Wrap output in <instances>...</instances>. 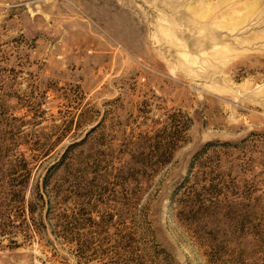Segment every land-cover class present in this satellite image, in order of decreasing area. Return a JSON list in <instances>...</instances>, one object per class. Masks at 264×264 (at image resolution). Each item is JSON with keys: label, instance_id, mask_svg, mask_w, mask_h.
I'll use <instances>...</instances> for the list:
<instances>
[{"label": "rangeland", "instance_id": "obj_1", "mask_svg": "<svg viewBox=\"0 0 264 264\" xmlns=\"http://www.w3.org/2000/svg\"><path fill=\"white\" fill-rule=\"evenodd\" d=\"M135 187L169 264H264V0H0V264H115L80 243L133 228ZM86 193L98 222L60 228Z\"/></svg>", "mask_w": 264, "mask_h": 264}, {"label": "trees", "instance_id": "obj_2", "mask_svg": "<svg viewBox=\"0 0 264 264\" xmlns=\"http://www.w3.org/2000/svg\"><path fill=\"white\" fill-rule=\"evenodd\" d=\"M181 126L175 127L174 131L169 133L168 135H164L162 142L158 141L157 145L159 146L161 143L164 147L167 149H170L171 147H174V145L180 141L181 134L183 131L187 130V123L183 125L182 128H179ZM166 158L168 157L167 154H164ZM22 163L19 165V170L21 172H25L27 174H22L20 180L15 184L17 187H15L14 193L16 192V196L18 200L13 199L16 203H18L19 206H21V211L24 215L26 214L25 219L35 224V229L38 232V226H41L42 229H46L47 221L51 220L53 217H51V213H47L45 208L46 206L48 209L52 207L51 204H53L54 200L51 197H55L53 193L49 192L46 189L47 183L44 181L42 184L39 185L36 184L34 190L30 192L31 197L29 200L25 199L26 192H27V186L28 181L30 179L31 173L29 170L27 171V164L25 160L21 161ZM61 161H55L53 163L54 167H57L60 165ZM17 171L16 169H14ZM96 179V177L94 178ZM127 190L126 193H123L122 191H114L112 193L113 199L117 204H119V216L120 213H123V210H127V207H129L130 213H131V220L133 223V228H131L127 233L124 231L125 227H123L121 230H117L113 233H115V242L113 243V246L111 248H104V243H98L97 247L92 248V239L89 238L88 244H86V240L80 244L84 245V248L89 249L90 251L94 250V256L96 257L99 255V257H106L110 253L113 254L112 257L114 259L113 262L116 264L119 261L126 260L128 263L131 262L133 264H147L146 263V257L149 256L148 261H150V264H169L170 257L167 255L164 250L161 248V250H158L159 245L156 244V242L153 240V246L149 245L148 237H153V228L151 224V220L148 218V207L146 204H143L141 202V190L136 188H129L125 189ZM119 194V196L117 195ZM83 199L87 198V201H83L84 204L88 206L87 208H82V210H79L78 217L77 214L68 215L70 217L69 221L67 223H62L61 225H58L60 228L64 227L65 230H70L69 227L74 225V228L79 229L80 226H85L86 224H94L98 221L92 217L94 213V205H92L89 201L90 197L89 194H82L81 195ZM18 201V202H17ZM98 201L106 206L104 202V194H101L98 198ZM199 201V198L197 199ZM204 204V201H202ZM200 202V205L201 203ZM92 205V206H91ZM204 206V205H201ZM199 206V207H201ZM113 213H106L105 215L98 216L100 218L101 222L104 223L105 228L99 232V235L102 237L103 242L107 240L110 237V223L111 219L113 217ZM66 214H64L62 217L68 218ZM46 219V221H45ZM34 220L37 222H34ZM66 220V219H64ZM72 220V221H71ZM147 239V241H146ZM80 241V238L79 240ZM152 242V240H151ZM84 248L80 247V254L79 257L84 256L83 251ZM86 249V250H87ZM123 255H125L126 258H123ZM111 257V258H112Z\"/></svg>", "mask_w": 264, "mask_h": 264}]
</instances>
